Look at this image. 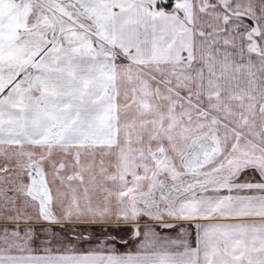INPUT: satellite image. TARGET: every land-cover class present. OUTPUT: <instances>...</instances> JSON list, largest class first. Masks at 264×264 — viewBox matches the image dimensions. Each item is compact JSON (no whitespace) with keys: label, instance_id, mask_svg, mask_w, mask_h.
Masks as SVG:
<instances>
[{"label":"snow or ice","instance_id":"1","mask_svg":"<svg viewBox=\"0 0 264 264\" xmlns=\"http://www.w3.org/2000/svg\"><path fill=\"white\" fill-rule=\"evenodd\" d=\"M0 264H264V0H0Z\"/></svg>","mask_w":264,"mask_h":264}]
</instances>
